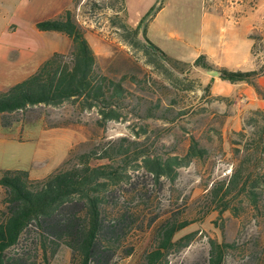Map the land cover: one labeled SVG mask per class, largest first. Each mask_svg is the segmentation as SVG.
<instances>
[{
    "label": "rangeland",
    "instance_id": "1",
    "mask_svg": "<svg viewBox=\"0 0 264 264\" xmlns=\"http://www.w3.org/2000/svg\"><path fill=\"white\" fill-rule=\"evenodd\" d=\"M69 1L0 0V48L23 42L22 34L30 33L35 21L50 17L53 7L60 8ZM198 4L199 0H73L69 10L95 55L98 70L120 81L128 92L121 119L102 125L95 109L82 110L78 103L67 101L55 107L38 105L5 114L8 127L0 122V175L4 170H25L32 180L45 178L70 156L116 148L122 138L136 142L128 159L119 163L121 181L105 192V222L119 228L105 264H141L144 255L156 246L157 230L168 220L189 222L174 241L191 233L194 237L186 247L169 250L166 264H205L210 240L233 244L223 264H264V185L257 191L256 206L238 188L224 201L220 199L223 191L216 196L211 193L226 184L235 171L242 170L243 177L253 173L254 157L243 148L246 142L240 143L235 136L240 130H233L226 119L232 102L216 100L204 92L201 74L192 67L179 63V69L174 70L162 60L157 67L140 47H131L121 37L122 24L134 29L146 16L142 26L147 35L156 33L158 41L166 39L178 47L184 46V40L195 44L200 37ZM52 34L59 33L47 36ZM137 39L152 51L141 33ZM59 42L36 49L21 65L23 71L0 59V92L16 84L15 78L31 71L45 55L62 48ZM69 48L70 40L60 54L67 55ZM258 48L264 54V41ZM151 55L157 56L155 52ZM260 70L264 74V66ZM3 74L9 78L4 80ZM149 108L153 115L147 114ZM251 111L244 112L243 119L250 117ZM261 128L258 123L256 130ZM191 138L207 154L178 169L174 181L156 180L142 167L144 155L182 157ZM231 139L237 143L232 145ZM106 163L98 160L92 165ZM2 193L0 187V211L4 210ZM226 202L228 209L220 212ZM34 233V229L25 233L7 255L24 248L34 264H70L71 251L64 244L54 255L48 250L47 259L43 257Z\"/></svg>",
    "mask_w": 264,
    "mask_h": 264
},
{
    "label": "trees",
    "instance_id": "2",
    "mask_svg": "<svg viewBox=\"0 0 264 264\" xmlns=\"http://www.w3.org/2000/svg\"><path fill=\"white\" fill-rule=\"evenodd\" d=\"M145 18L134 29L122 24V40L131 47H140L155 66L160 67L158 61L162 60L172 69L178 70L182 62L169 57L147 38L145 27L142 26ZM35 28L41 32H56L66 36L70 40L69 52L67 55L53 53L27 79L0 92L1 125L9 126L5 114L38 105L55 107L67 101L78 103L82 110L95 109L102 125L107 121H119L128 92L120 81H113L98 70L95 55L70 10L36 23ZM139 33L152 51L137 39ZM130 38L132 40L128 42ZM151 52L157 56L151 55ZM184 65L213 74L231 84L246 83L264 97V90L256 82L262 73L260 69L233 71L213 65L204 55L198 56L191 65ZM206 91L209 92L208 85L204 88ZM147 114L153 115L152 108L148 109ZM258 123L262 125L259 131L256 130ZM235 136L240 143L251 141L250 145L244 143L243 148L254 157L253 173L243 177L242 170L235 171L226 184L212 189L211 193L216 196L223 191L220 199L224 201L238 188L239 193L256 206L257 191L264 185V107L252 110L251 116L243 119L241 129ZM128 140L122 138L116 148L110 147L100 152L91 149L75 157L70 156L43 179L32 180L25 170L2 171L0 187L4 210L0 211V264H34L24 248L14 255H7L8 250L17 247L23 235L31 229H34L38 247L46 259L48 250L54 255L59 245L64 244L71 251L70 264H105L119 229L118 224L107 225L105 222V192L110 185H116L122 179L119 163L128 159V152L136 143ZM125 142L127 147H124ZM236 143L231 139L232 145ZM234 152L239 153V150L235 149ZM206 154L207 151L199 146L197 140L191 138L182 157L144 155L141 161L142 167L156 180L166 178L174 181L178 169L187 166L193 159H203ZM120 157L122 159L117 162ZM134 158L137 159V156ZM98 160L107 163L92 165ZM227 209L228 202L224 203L220 212ZM187 225V221L164 222L155 234V248L144 255L141 264H166L169 250L175 248L178 251L186 247L194 237V233H191L173 240ZM209 247L205 264H223L233 244L210 240Z\"/></svg>",
    "mask_w": 264,
    "mask_h": 264
},
{
    "label": "crops",
    "instance_id": "3",
    "mask_svg": "<svg viewBox=\"0 0 264 264\" xmlns=\"http://www.w3.org/2000/svg\"><path fill=\"white\" fill-rule=\"evenodd\" d=\"M72 1L61 5L60 8L53 7L52 15L44 20L55 18L65 10H69ZM198 5L200 6L198 16L200 37L195 44L184 40V46L178 47L177 44L166 39L158 41L156 33L146 34L147 38L169 57L184 64L191 65L198 56L204 55L213 65L233 71H255L264 66V54L258 48L259 43L264 41V0H199ZM44 20L35 21L34 24ZM17 31L14 30L12 34ZM48 33L50 32H41L34 27L30 33L22 34L23 42L1 47L4 48L0 52L2 63L23 71L21 65L33 57L36 49H43L48 43L54 45L56 41L63 44L62 48L69 46V39L66 36L60 33L47 36ZM62 48L45 55L46 57L36 63L31 71L21 73L22 76L16 77L15 80L20 82L27 79L53 53L63 52ZM168 50L172 53L169 54ZM192 68L201 74V83L205 87L209 86V94L213 98L228 99L232 102V108L226 119L232 124L233 130L241 129L244 112L264 107V97L252 86L246 83L231 84L213 74ZM3 75L6 78L4 80L9 78L8 74ZM256 82L264 90L263 73L257 77Z\"/></svg>",
    "mask_w": 264,
    "mask_h": 264
}]
</instances>
